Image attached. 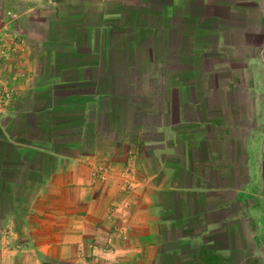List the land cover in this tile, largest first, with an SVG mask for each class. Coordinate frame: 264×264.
<instances>
[{"label": "crops", "instance_id": "1", "mask_svg": "<svg viewBox=\"0 0 264 264\" xmlns=\"http://www.w3.org/2000/svg\"><path fill=\"white\" fill-rule=\"evenodd\" d=\"M263 47L264 0H0V264H264Z\"/></svg>", "mask_w": 264, "mask_h": 264}, {"label": "rangeland", "instance_id": "2", "mask_svg": "<svg viewBox=\"0 0 264 264\" xmlns=\"http://www.w3.org/2000/svg\"><path fill=\"white\" fill-rule=\"evenodd\" d=\"M262 51L264 52V47H263ZM261 98H262V100L264 102V90H262V92H261Z\"/></svg>", "mask_w": 264, "mask_h": 264}, {"label": "built area", "instance_id": "3", "mask_svg": "<svg viewBox=\"0 0 264 264\" xmlns=\"http://www.w3.org/2000/svg\"><path fill=\"white\" fill-rule=\"evenodd\" d=\"M5 98H6V99H9V95H5Z\"/></svg>", "mask_w": 264, "mask_h": 264}]
</instances>
